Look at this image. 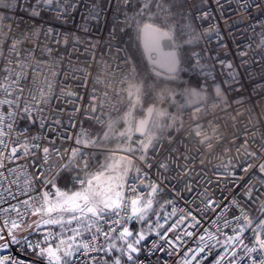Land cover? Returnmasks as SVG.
Returning a JSON list of instances; mask_svg holds the SVG:
<instances>
[{"label":"built area","instance_id":"obj_1","mask_svg":"<svg viewBox=\"0 0 264 264\" xmlns=\"http://www.w3.org/2000/svg\"><path fill=\"white\" fill-rule=\"evenodd\" d=\"M143 2L76 0L74 10L69 9L57 18L54 10L45 8L43 3L38 4L37 0H4V4L0 5V16L9 18L3 20V23L10 26L17 37L23 39L25 35H38L39 47L30 40H24L23 47L37 48L35 58L53 66V71L57 73L56 93L64 87L66 92L76 94L53 100L47 113L48 119L52 121L58 118L62 122L60 125L46 123L41 128L39 123L29 125L26 120L19 123L20 128L28 127L27 136L42 137L41 147L50 146L48 140L54 139L56 147L63 152L76 147L74 138L81 130L91 137H100L108 129V124L113 123L128 108L138 105L140 109H146L139 101L141 91L137 94L133 89L132 96H129V84L138 85L142 89L138 74L139 62L147 70L148 82L153 85L151 87L160 85L157 91L150 90V93L155 105L154 112H163L164 115L152 118L148 132L158 137L161 144L148 150L147 160L151 168H147L138 159H134V163L148 173L151 181L160 185L162 191L156 200L160 202L163 198V204L169 200L175 202L177 215L169 217L167 223L163 219L164 212H161L160 222L165 229L178 220L180 209L191 211L200 220V224L192 227L195 222L189 218L168 233L173 239L180 233L183 239V243L177 242L179 247L173 255H168L172 249L167 245V251L150 252L153 242L164 244L159 236L151 233L142 242L143 247L136 264H181L184 252L188 248H197L200 235H205V240L206 233L213 234L221 241L225 239V236L217 232V225L212 223L218 216V225L223 232L232 235L231 227H223L224 221H233L235 226L233 218L240 215L241 207L253 219L261 215L259 206L264 201V185H257L251 199L245 195L246 190L257 183V177L252 176V173L258 172V168L254 167L248 173L241 170L238 166L240 158L234 146L239 140L233 142L230 136L245 126L255 130L253 125L264 133V0H221L220 5H217L216 0H207V3L205 0H152L148 13L139 16L137 13ZM34 7L39 9V15L32 14ZM93 9L94 14L89 16V11ZM138 23L140 27L144 23H153L163 30L174 28L172 43L180 64L173 80L154 75L141 48ZM49 28L58 38V44L45 40L44 34ZM36 29L40 30L38 34L35 33ZM45 45L52 49L51 53L42 51ZM4 52L7 54V45L4 46ZM194 54H199V65L203 67L197 65ZM228 64L232 65L231 69L226 67ZM96 80L100 82L96 83ZM217 85L222 95H217ZM193 89L200 93L199 97L191 95ZM93 95L97 98L95 101ZM93 104L97 105L95 112L91 108ZM56 108H63L64 112L58 113ZM74 108L79 111L73 113ZM69 117H72L74 126ZM233 117H236L235 121ZM196 123L212 137L211 147L199 143L201 138L189 135ZM214 127L222 138L213 137ZM62 136H71L73 139L64 140ZM260 143L258 133L255 142L250 141L249 147L250 151H257L259 155L258 159L251 161L253 165L264 163V153H259L257 148ZM172 148L178 149L172 153V157L177 159L168 156ZM96 150V147L88 150L89 169L92 154ZM182 152L195 157L187 164L188 168L193 169L187 177L183 176V166L187 162L179 158ZM121 154L127 155L125 152ZM161 161L169 165L168 169L159 166ZM62 163L64 161L55 157L51 159L49 165L52 171L46 174L56 175ZM61 175L74 183L75 177L81 174L68 169L60 171L56 178ZM234 199L235 204L232 203ZM209 200L213 204L205 207ZM158 204H154L157 209ZM164 211L170 213L172 205L165 204ZM30 218L31 215L24 218L25 227ZM152 220L155 223L154 215ZM129 226L131 230L141 229L139 223L133 222ZM43 231L42 228L38 232L30 230L19 235H28L35 243ZM184 231L193 232V236L184 235ZM254 239L251 231L245 233V244L252 246L250 241L254 242ZM209 243L216 247L211 253L206 250L197 257L200 264H212L216 252L221 251L215 239ZM260 255L259 252L247 253L243 246L237 244L233 264H252V259H259ZM0 256H8L18 264H43L23 242L9 244ZM205 256L207 259H204ZM228 259H233L230 253ZM228 259L223 264H228ZM193 264L196 262L193 261Z\"/></svg>","mask_w":264,"mask_h":264},{"label":"snow or ice","instance_id":"obj_2","mask_svg":"<svg viewBox=\"0 0 264 264\" xmlns=\"http://www.w3.org/2000/svg\"><path fill=\"white\" fill-rule=\"evenodd\" d=\"M37 2L38 4L43 3L45 8L54 10L57 18L66 14L69 9L74 10L77 6L76 0H71V2L68 0H37ZM124 2L128 3V0ZM151 2L152 0H144L137 15L147 14ZM216 3L220 5L221 0H216ZM3 4L4 0H0V5ZM157 7L160 8L159 3ZM94 11L95 9L90 10L89 16H92ZM32 14L39 15V9L34 7ZM5 19L9 18L0 16V64H2L0 66V221H2L0 241H3L0 244V250L7 249L9 244L23 242L38 260L43 261V264H136L143 247L142 242L154 232L161 241H164V244L157 245L153 242V247L149 251L164 252L167 251L165 247L167 245L172 249L168 251V255H173L179 247L177 242L183 243V239L180 233H177L174 239L170 238L168 233L177 229L178 225L189 218L195 222L191 225L192 227L200 224V220L191 211L186 212L180 209L178 220L165 229L164 224L160 222L161 212H164L163 219L167 223L169 217L177 215L175 202L173 200L165 202V204L172 205L170 213L164 211L165 204H161L159 209L155 208L154 204L159 203L156 197L162 189L158 183L150 180L144 169L134 163V159H138L147 168L152 167L147 160L148 150L157 148L161 140L155 135H149L148 129L152 118L163 116L164 113H156L153 108H149L148 115L135 123L129 122L125 117L127 127L119 135L124 143H128V147L123 149L127 155L116 160L109 159L108 162L100 164L95 171L89 169L90 153L88 150L99 147L106 141L109 138L107 131L103 137H91L89 133L81 130L74 138L76 147L65 149L63 152L56 147L54 139L48 140L50 146L41 147L42 137L27 136L28 127L20 128L19 123L26 120L29 125L39 123L41 128H44L46 123L60 125L62 122L58 118L52 121L48 119L47 113L53 100H58L60 96L71 97L76 94L66 92L64 87L59 93L55 92L57 73L53 71V66L46 65V62L35 58L34 53L37 48L23 47L24 40H30L39 47L38 35H25L21 39L13 34L10 26L3 23ZM151 19L152 17L149 16V20ZM138 29L145 37L150 38L149 44L146 45L149 48L150 59L159 41L163 39L174 41V28L172 27L163 30L153 23H144L142 27L138 23ZM39 31L36 29L35 33L38 34ZM44 36L46 41L59 43L51 28ZM64 39L66 41L67 36ZM190 42L186 41V43ZM5 45H7V54L4 52ZM42 51L51 53L52 49L45 45ZM241 55L245 54L241 53ZM193 58L198 66L203 67L199 65V54H194ZM161 62L167 65L169 73L175 74L178 71L180 61L176 52H170L154 60V63ZM226 67L231 69L232 65L228 64ZM99 82L96 80V83ZM133 89L137 94L141 91L140 86L129 84L130 97ZM216 92L218 96L222 95L219 85L216 86ZM191 95L199 97L200 93L193 89ZM92 99L95 101L97 98L93 95ZM91 108L95 112L97 105L93 104ZM56 111L64 112V109L56 108ZM76 111L79 109L74 108L73 113ZM197 111H199L198 108ZM69 120L72 123V117H69ZM235 120L236 117H233V121ZM112 127L113 123L110 122L108 128ZM253 128L255 130L245 126L243 129L232 132L230 136L233 142L239 140V143H234V146L240 158L238 166L241 170L248 173L250 169L258 168V172L252 173V176L257 177V183L245 192L249 199L252 198L253 190L257 185H264V163L253 165L251 161L258 159L259 155L257 151L249 150L250 141L255 142L259 133L261 143L257 145V148L259 153H264V133L259 132V128L255 125ZM134 133H139L146 139L136 143L132 139ZM189 135L201 138L199 143L208 144L211 147L212 137L204 132L199 123L195 124ZM213 137L222 138L215 127ZM61 138L73 139L71 136ZM43 139L48 138L43 137ZM177 151V148L170 149L168 156L177 159V157H172V153ZM54 157L64 161L56 175L68 169H74L81 174L74 179V185L78 187L68 190L61 189L55 183L56 175L46 174L52 171L49 161ZM179 158L187 162L183 166V176L187 177L193 171L188 168L187 164L195 157L182 152ZM18 161H24V163H18ZM159 166L164 169L169 167L164 161H161ZM188 190L191 191L190 186ZM21 196L26 198L20 199ZM12 200L17 202L11 203ZM232 203H236L235 199ZM212 204L213 201L209 200L205 207H210ZM2 205H7V207ZM259 211L261 215L253 219L241 207L240 215L233 218L235 226H233V221L225 220L223 227H231L232 235L223 232L218 225L220 219L218 216L217 220L212 223L217 225V232L225 236V239L221 241L213 234L206 233L207 240H205V235H200L197 248H188L181 257V264H193V261L200 264L197 257H200L206 250L211 253L216 247L209 243L213 239L220 245L221 251L216 252L212 264H223L228 259L229 253L233 259H228V264H233L237 244L243 246L247 253H261L259 259H252V264H264V201H261ZM29 215L36 216L38 219L25 227L24 218ZM153 215L156 217L155 223L152 220ZM133 222L141 224L139 231L133 232L130 229L129 225ZM42 228L44 231L40 234L41 238L35 243L29 239L28 235H19L29 229L32 232H38ZM247 231H251L254 235V242L250 241L252 246L244 243ZM183 234L193 236L191 231H184ZM204 259H207V256ZM0 264H18V262L8 256H0Z\"/></svg>","mask_w":264,"mask_h":264},{"label":"rangeland","instance_id":"obj_3","mask_svg":"<svg viewBox=\"0 0 264 264\" xmlns=\"http://www.w3.org/2000/svg\"><path fill=\"white\" fill-rule=\"evenodd\" d=\"M140 64H138V74L139 77L142 81V89H141V93H140V100L144 106H149L150 104H153V98L152 102L150 104H147L146 101V96L148 95V93L150 92V90H154L157 91L159 89L158 84H156L155 87H151L153 86L152 83L148 82V76H147V70H145V68L143 67V64L141 62H139ZM154 88V89H152ZM153 94V92H152ZM152 97V96H151ZM144 111L145 109H140L138 105L136 106H132L130 108H128L125 112H123L114 122H113V127L111 129H107L106 131L109 132V138L104 141L99 147H96L97 150L92 154V161H91V166H90V171H95L99 168L100 164L102 163H106L109 161V159L111 160H116L119 159L121 156H123V154H121V152H124L123 149L128 147V143H124L123 142V138L120 137L119 133L122 131H125L127 125L125 123V117H127L129 122L135 123L137 121L138 118L143 117L144 116ZM105 131V132H106ZM103 132L101 134L100 137L104 136ZM135 133L133 134V141H135L136 143H139L140 140H142V138L140 139H136L135 138ZM130 143V142H129ZM134 146V145H133ZM108 150H113V151H108ZM55 183L57 184L58 187H60L61 189H74L75 187H78L76 185H74V183L70 182L69 179H67L65 176H59L55 179ZM38 218L36 216L32 217V220L29 222V224H31L33 221L37 220ZM140 228H135L132 231L136 232L139 231ZM30 231V229L28 230ZM27 231V232H28ZM3 242H0V244H2ZM3 250H0V254Z\"/></svg>","mask_w":264,"mask_h":264},{"label":"water","instance_id":"obj_4","mask_svg":"<svg viewBox=\"0 0 264 264\" xmlns=\"http://www.w3.org/2000/svg\"><path fill=\"white\" fill-rule=\"evenodd\" d=\"M150 42V38L145 37L142 33L140 35V44H141V48L142 51L144 53V56L146 58V61L148 63V65L153 68V73L155 76L160 77L162 79L165 80H173L174 79V74L169 73L167 65L164 63H154V60H158L164 56H166L168 53L170 52H175L174 48H173V43L172 41L168 40V39H163L161 41L158 42V45L155 48L154 53H152V58L150 59V52H149V48L146 46L148 45ZM149 108H155L154 104H150L149 106H147V108L144 111V116L140 117L137 119L136 122L144 119L147 115H148V109ZM135 135L139 138H141L142 136L139 133H135Z\"/></svg>","mask_w":264,"mask_h":264},{"label":"trees","instance_id":"obj_5","mask_svg":"<svg viewBox=\"0 0 264 264\" xmlns=\"http://www.w3.org/2000/svg\"><path fill=\"white\" fill-rule=\"evenodd\" d=\"M128 34H130V32H129ZM151 98H152V97H151V93L149 92L148 95L146 96L147 104H150V103L152 102V99H151ZM135 138H136V139H140V138L137 137V136H135ZM163 200H164L163 198L160 200V202H159V204H158V205H159V206H158V209H159L160 205L163 204ZM32 217H33V216H32ZM31 220H32V218H30V221H31ZM30 221H29V222H30ZM29 222H28V224H29ZM28 224H27V225H28ZM27 225H26V226H27Z\"/></svg>","mask_w":264,"mask_h":264}]
</instances>
